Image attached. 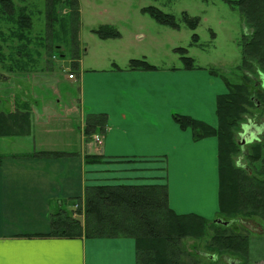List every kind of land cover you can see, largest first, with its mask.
I'll return each instance as SVG.
<instances>
[{
  "label": "crops",
  "instance_id": "obj_1",
  "mask_svg": "<svg viewBox=\"0 0 264 264\" xmlns=\"http://www.w3.org/2000/svg\"><path fill=\"white\" fill-rule=\"evenodd\" d=\"M129 62L86 69L80 60L75 80L59 73L32 92L0 91V112L29 119L21 133L0 137V264H136L129 238L50 236L60 210L84 222L75 206H85L88 187L167 185L177 214L218 216V140L194 141L173 115L216 127L221 82L206 68L138 71ZM13 82L33 83L6 76L3 84ZM99 114L108 118L101 146L85 134ZM88 155L101 164L86 163Z\"/></svg>",
  "mask_w": 264,
  "mask_h": 264
},
{
  "label": "trees",
  "instance_id": "obj_2",
  "mask_svg": "<svg viewBox=\"0 0 264 264\" xmlns=\"http://www.w3.org/2000/svg\"><path fill=\"white\" fill-rule=\"evenodd\" d=\"M235 3L240 7L251 32L243 37L240 83L226 81L227 93L217 98L218 127L178 114H174L173 119L181 130L191 131L196 142L210 137L218 140L219 214L230 218L240 215L251 219L257 217L264 223V128L258 140L244 148L237 140V134L242 130L245 117L251 114V109L260 110L264 117V0H238ZM60 6L69 9L71 15L69 32L64 36L54 32V23L61 21V17L57 16ZM24 11V8L18 9L12 0H0V14L7 18H13V14H16V23L19 24L16 37L21 42L25 40L12 48L13 52L9 56L12 63L9 62L11 64L6 66L11 73L22 71L17 66H21L31 52L26 44L30 40L25 38L23 32V23L29 17ZM145 12L161 24L173 28L179 26L175 17L156 8H147ZM182 17L192 30L196 29L198 22L195 18L186 13ZM47 18L50 21L48 29L51 35L44 41L45 50L51 51L53 46L56 48L57 34L60 41L69 36L71 70L74 74L80 73L78 0H47ZM96 33L101 39L118 37L116 31L107 28ZM193 40H197L196 34ZM1 52L0 47V54ZM177 52L181 55L182 68L199 69L193 59L186 55V50L178 49ZM129 69L147 71L156 68L146 62L132 60ZM28 120L25 114L19 112L9 115L0 112V137L21 133L22 127L29 125ZM107 124L105 114L90 115L86 122V136L90 138L96 134L104 135ZM239 155L244 156L247 166L237 164L236 158ZM94 160L102 162L99 156H86V163L93 164ZM1 163L2 157L0 165ZM245 189L248 191L247 197L240 198ZM51 229L50 236L59 238L85 236L87 239H132L136 248V264H206L195 253L187 250L184 241L188 238L198 241L207 239L206 248L218 255L245 257L248 253L246 237L230 233L225 226L198 215H180L172 210L167 185L88 187L85 191L84 222L72 219L60 210L52 216ZM215 260L217 255L213 256V262Z\"/></svg>",
  "mask_w": 264,
  "mask_h": 264
},
{
  "label": "rangeland",
  "instance_id": "obj_3",
  "mask_svg": "<svg viewBox=\"0 0 264 264\" xmlns=\"http://www.w3.org/2000/svg\"><path fill=\"white\" fill-rule=\"evenodd\" d=\"M12 1L18 9L24 8V12L29 16L27 22L23 23L25 26L23 32L25 38L30 40L26 44L31 52L28 55L29 58L27 57L21 66H17L21 67V72L7 71L6 66L12 63L9 58L13 52L12 48L24 43L25 40L21 42L16 37L19 31L16 14H13V18L0 14V47L2 49L0 74L12 76L14 80L24 78L33 83L21 85L19 82H13L10 85L12 89L7 88L5 83L0 85V91L4 93H26V90L32 92L43 87L42 80L51 78L53 74L72 73L71 68L65 72L61 64V57L72 60L69 50L70 37L66 36L62 41L59 40V34L64 36L69 32L71 21L69 9L62 6L57 9V16L61 17V21L54 23V32L59 33L55 36L58 44L56 48L53 46V50L46 51L44 41L48 35H51L48 29L50 21L47 18V0ZM236 1L238 0H78L79 54L82 67L103 69L107 64L125 66L129 61L135 60L146 62L157 69L175 68L182 65L181 55L177 50L184 49L186 55L193 59L195 66L208 69L212 76L219 79L224 90L223 94H226L228 91L226 81L233 84L240 83L242 72L239 67L242 62L243 37L250 35L251 32ZM150 7L175 17L179 26L173 28L159 23L145 12V9ZM184 13L197 20L195 30L183 21ZM103 28L116 31L118 37L101 39L96 32ZM195 34L197 40L194 41ZM5 81L6 79L0 83ZM245 118L242 127L264 128V117L260 110L251 109V114ZM217 127L218 125L215 128ZM243 133L244 130H241L237 134L238 141L241 139L239 135ZM96 161L101 164L99 160H94L92 163ZM236 162L244 167L248 165L242 155L236 158ZM248 172L250 173V170ZM230 194L232 195V192ZM247 195L248 191L245 189L239 197H247ZM75 213L77 216H84V207L78 206ZM220 218L225 222H231L230 226L226 227L228 232L247 238L248 253L245 257L232 254L218 255L216 252L209 251L206 248L207 239L201 241L194 238L186 239L184 242L187 250L195 253V256L206 264H264V223L257 217L251 219L240 215L230 218L220 214L211 222ZM215 255L217 260L213 262Z\"/></svg>",
  "mask_w": 264,
  "mask_h": 264
},
{
  "label": "water",
  "instance_id": "obj_4",
  "mask_svg": "<svg viewBox=\"0 0 264 264\" xmlns=\"http://www.w3.org/2000/svg\"><path fill=\"white\" fill-rule=\"evenodd\" d=\"M263 87H264V80H263ZM243 130L244 133L240 135L241 139L239 141V145L242 148L258 140V137L262 133L263 129L257 128L255 126H244ZM214 223L225 227L229 226L230 224L229 222H225L222 219L215 220Z\"/></svg>",
  "mask_w": 264,
  "mask_h": 264
},
{
  "label": "built area",
  "instance_id": "obj_5",
  "mask_svg": "<svg viewBox=\"0 0 264 264\" xmlns=\"http://www.w3.org/2000/svg\"><path fill=\"white\" fill-rule=\"evenodd\" d=\"M69 79L73 80L74 77L72 75L69 76ZM95 142L100 145L102 143V139L99 136H95L94 138Z\"/></svg>",
  "mask_w": 264,
  "mask_h": 264
},
{
  "label": "flooded vegetation",
  "instance_id": "obj_6",
  "mask_svg": "<svg viewBox=\"0 0 264 264\" xmlns=\"http://www.w3.org/2000/svg\"><path fill=\"white\" fill-rule=\"evenodd\" d=\"M2 79V77H0V80Z\"/></svg>",
  "mask_w": 264,
  "mask_h": 264
}]
</instances>
